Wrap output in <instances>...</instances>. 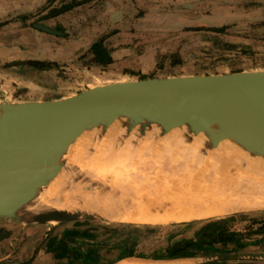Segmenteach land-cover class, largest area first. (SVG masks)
Masks as SVG:
<instances>
[{
  "label": "rangeland",
  "instance_id": "rangeland-1",
  "mask_svg": "<svg viewBox=\"0 0 264 264\" xmlns=\"http://www.w3.org/2000/svg\"><path fill=\"white\" fill-rule=\"evenodd\" d=\"M184 2L141 0V3L133 1L130 4L118 0H0V71L17 67L18 75L32 79L33 76H27L22 62L55 64L34 79L40 82L41 88L50 85L62 87L64 94L56 99L120 81L264 71L263 3L248 0ZM180 4H186L183 22L177 21L173 12L174 8H182ZM119 7L125 10L121 19L127 20L128 24L133 16V23L128 27L114 23V10L118 12ZM165 8H170V13L164 11ZM200 10L203 16L201 25H198L194 15ZM42 28H52L62 35H50ZM102 40L112 59L115 48L131 49L133 56L113 59V63L104 67L94 65L90 49ZM134 59L130 69L129 62ZM21 91L16 89V97ZM3 93L6 92L0 91ZM3 103L11 101L0 102ZM98 185L97 182V187H89L101 189L105 184L100 188ZM58 199L63 201L62 196ZM244 215L246 217L236 214L182 225L159 226L161 228L152 226L156 229L107 218L31 225L0 219V262L21 263L33 258L35 264H52L56 260L49 252L48 243L54 239L65 240L73 247L102 246L105 254L107 249L125 242H130V247L137 234L143 236L140 246L143 252L164 254L165 249L174 243L195 238L201 226L196 223L232 216L236 219L228 222L225 229L241 236L235 237L227 247L222 243L215 246L221 250L238 249L229 254L264 256V212ZM123 227L127 229L114 231ZM71 232L77 235L69 234ZM240 244H245V247L239 248ZM119 252L117 249L109 256L115 257ZM204 264H264V259Z\"/></svg>",
  "mask_w": 264,
  "mask_h": 264
},
{
  "label": "water",
  "instance_id": "water-1",
  "mask_svg": "<svg viewBox=\"0 0 264 264\" xmlns=\"http://www.w3.org/2000/svg\"><path fill=\"white\" fill-rule=\"evenodd\" d=\"M143 113L158 125H141L137 136L144 137L137 139L158 141L167 131L184 129L210 137V150L238 135L264 140V71L117 82L72 97L0 104V219L28 225L103 219L81 208H34L58 178L73 175L77 167L69 156L75 147L81 143L78 148L88 151L109 129ZM251 153L252 159L259 158ZM254 212L264 210L238 214ZM248 259L264 256L217 254L196 257L195 264ZM33 260L0 264H35Z\"/></svg>",
  "mask_w": 264,
  "mask_h": 264
},
{
  "label": "bare ground",
  "instance_id": "bare-ground-1",
  "mask_svg": "<svg viewBox=\"0 0 264 264\" xmlns=\"http://www.w3.org/2000/svg\"><path fill=\"white\" fill-rule=\"evenodd\" d=\"M149 118H153L150 113H143L112 127L88 151L78 148L80 143L69 156L77 167L68 177L70 181L58 178L34 209L81 208L103 218L136 224L264 210V140L238 135L231 137L236 138L232 143L214 144L210 150V137L195 136L184 129L167 131L159 141L137 139L144 137L137 136L141 125H158ZM157 131L145 134L150 137ZM251 152L259 158L252 159L248 156ZM97 182L99 188L105 185L90 189L97 187ZM61 196L63 201L58 199ZM118 264L166 262L139 258Z\"/></svg>",
  "mask_w": 264,
  "mask_h": 264
},
{
  "label": "trees",
  "instance_id": "trees-1",
  "mask_svg": "<svg viewBox=\"0 0 264 264\" xmlns=\"http://www.w3.org/2000/svg\"><path fill=\"white\" fill-rule=\"evenodd\" d=\"M92 54V63L98 66H108L113 63V59L110 55V50L104 44V41H98L94 43L91 47ZM21 65H27L29 67L36 68L38 70H50L55 66V64L47 63L43 61H28L27 63L22 62ZM243 217H246L244 214H240ZM247 217H249L247 215ZM236 217L232 216L224 219H217L208 222L196 223L201 225L199 230L195 234V238L182 240L179 243L176 242L172 246L165 249L164 254H154V253H145L140 249L142 244L141 235L137 234L134 239L133 244L129 247L130 242L122 243L116 248H109L106 250L105 254L102 252V246L98 245H86L85 247H73L69 245L65 240H51L48 243L49 252L53 254L54 259L56 260L52 264H114L126 258H142V259H153V260H171L179 258H196L209 255L217 254H229L234 253L236 248L232 250H221L215 246L217 243H222L223 247H227L228 243L233 241L235 237L241 236L236 232H229L226 230V225L228 222H232ZM108 228H111L109 225ZM114 227V226H112ZM148 227V226H147ZM132 228V227H130ZM148 228L156 229V227L149 226ZM161 228V227H158ZM113 229V228H111ZM126 230V227L115 228V232L119 230ZM85 232L84 234H87ZM71 235H77L74 232L69 233ZM90 236V235H89ZM96 239L97 236H92ZM239 248H244L245 244H240ZM117 249L120 252L115 256L111 257ZM140 249V251H139Z\"/></svg>",
  "mask_w": 264,
  "mask_h": 264
},
{
  "label": "crops",
  "instance_id": "crops-1",
  "mask_svg": "<svg viewBox=\"0 0 264 264\" xmlns=\"http://www.w3.org/2000/svg\"><path fill=\"white\" fill-rule=\"evenodd\" d=\"M116 1V0H115ZM118 1H123L124 3H130L132 4L133 1H137V3H141V0H118ZM150 1V0H149ZM170 1V0H167ZM185 0H178V2L180 3H185ZM250 1H254L257 3H263L264 5V0H248ZM147 4V3H145ZM140 5H144V4H140ZM161 5V4H160ZM186 4H180V6H182V8L177 7L174 8V13H176V15H174V17H177V21H185V14H184V8ZM90 7V6H89ZM90 9V8H89ZM118 12H116L114 10V23H118L119 27H128L129 24H132V18L133 16H131L130 22L128 24V22H126L127 20L125 19H121L122 16H125V10L122 11V7L118 8ZM167 10V11H166ZM89 11V10H88ZM163 11V10H161ZM166 12L170 11V8L167 9L165 8ZM146 12V11H145ZM196 12V11H195ZM201 11L196 12L195 13V17L194 20L198 21V25H201ZM93 17V16H92ZM107 19V18H106ZM196 23V22H195ZM52 35V34H50ZM55 35V34H53ZM58 36V35H55ZM114 52L112 54L113 59L114 60H119L123 57L128 58V57H132L133 55L131 54V52H127L126 50L130 51L131 49H118L115 48L113 49ZM135 62V59L129 62V65H131L129 68L132 69V65ZM27 65H25V71L28 74L27 76H33V78H29V77H23L21 75H18L16 72L17 67H12L9 68L8 70H4V71H0V91H4L6 92L5 94H0V102H14V101H26V102H31V101H49V100H54L56 98H59L61 95L64 94V91L62 90V87H53V85H50L48 88H41L40 86V82L37 81L36 79H34V76H41L44 72L46 71H41V70H37L36 68L33 67H26ZM18 68H23V67H18ZM20 70V69H19ZM55 82V81H54ZM10 87V88H9ZM16 89H18V91L20 89H22L21 92H19L20 94H18V97H16ZM7 94V95H6ZM2 97L6 98L3 99ZM228 216V215H227ZM211 219H215V218H206V219H189V220H178V219H166L164 222L162 223H138V224H142V225H150V226H175V225H182V224H187V223H192V222H198V221H203V220H211ZM128 222V221H125ZM129 259H139V258H127V259H123V260H129ZM196 258H180V259H171V260H156V262H166V264H195V260ZM121 260V261H123ZM144 260V259H142ZM119 261V262H121ZM114 264H118V262L114 263Z\"/></svg>",
  "mask_w": 264,
  "mask_h": 264
},
{
  "label": "flooded vegetation",
  "instance_id": "flooded-vegetation-1",
  "mask_svg": "<svg viewBox=\"0 0 264 264\" xmlns=\"http://www.w3.org/2000/svg\"><path fill=\"white\" fill-rule=\"evenodd\" d=\"M213 255V254H212ZM215 255H217V254H215Z\"/></svg>",
  "mask_w": 264,
  "mask_h": 264
}]
</instances>
